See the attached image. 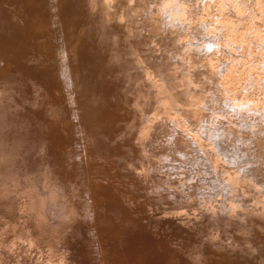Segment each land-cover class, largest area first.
Returning a JSON list of instances; mask_svg holds the SVG:
<instances>
[{"label": "rangeland", "instance_id": "obj_1", "mask_svg": "<svg viewBox=\"0 0 264 264\" xmlns=\"http://www.w3.org/2000/svg\"><path fill=\"white\" fill-rule=\"evenodd\" d=\"M14 1H15V3H14ZM32 1H34V0H25V1L22 0V3L29 5ZM93 1H95V2H93ZM18 2H19L18 0H0V10L2 9V6L7 7V5H9V4L11 5L12 3H14V4H12V6H13ZM42 2H44V0H42ZM83 2L87 3V4L95 3L96 5L98 3L100 7L98 6L97 8H95L96 7L95 4H92V6L94 5L93 8L96 9V10H93V14H96V15L100 11V9L106 8L105 1L103 2V0H101L99 2H98V0L97 1L96 0H86V1L82 0V3ZM135 2H137V0H135V1L132 0L131 5H130L133 13H136L135 11L138 10L137 6L135 9L133 8V5ZM162 2L165 4L163 5V3H161L162 4L161 7L164 6L163 9L165 8L164 11L166 14L170 13L172 10H176V11H173V12H171V14H168L169 16H171V18L167 17L166 14L164 17V12L160 11V9H162V8H159L158 12L159 11L163 12L162 15L164 17V20H166L167 22H170L172 18H174V19H172L173 24H174V22L176 24V21H177V23L179 22L178 24H176V27H177V25L179 26V25H182L183 23H188V24H186V26H189L191 24V22H189V21H195L198 23L200 22L201 24H203L205 22V18H207V21H208V19H210L209 16H211V15H213L214 17L217 18L216 20H214L210 24V26L213 27L214 24L217 23L218 19L222 20V19L226 18V15L224 14L225 12L234 11L235 15H239L238 19H235L233 16L234 21L229 22V24L231 22L234 24H233L232 32L229 33L228 35L230 37L236 39L237 41H239V43L242 42L243 46L241 45L242 47L237 48V49H235L236 47H234V49L236 51L234 53H232L230 56H228V57H230V59H228L227 62L225 60V62L222 63L220 58L222 57L223 52H224V54L225 53L228 54V51L224 48V46H221V44L217 43L218 41H216V39L214 37H212V36L210 37V36L206 35L207 38L205 37V39H203L204 40L203 42H202V39L197 38L198 44H194V45H202L203 44V48L200 51L201 53H199L198 55L196 54L195 57H200V54L202 56V53H203V56L200 57L203 59L204 54L207 55V59L209 62H208V64L207 63H204V64L211 66V68H213V69L210 68L211 70L216 71V69L221 64H223V68L225 66H227L224 69H227L230 66H233L234 64H236V66L234 65V67L235 68L237 67L236 69L237 70L239 69L238 71L242 72V73H240V75L243 76L244 80H242V79H240L234 75L235 72L237 71L236 69H233V70L231 69V70L226 71V72H224L225 71L224 70L223 71L224 73L219 75L220 78L224 75L226 78V83L225 82L224 83L225 84L228 83L232 86L231 88L227 87V89H225V84L220 83V87H222V91L220 92V95H222L221 97L223 98V100H228V98L229 99L232 98V96H233L232 94H234L233 92H235V90L236 91H238V90L244 91L243 87H244V85L249 84L251 82V80H252L251 76L252 75H253V78H255L256 76H254V75L258 74L257 77L259 79H261L259 77V75L263 74V72L261 70H263L262 67L264 66L263 65L264 63L262 64V60H261V62H259V61H260V58L261 59L264 58V54L261 53V56L258 55V53L260 54L259 48H261V46L254 47L252 44L248 43L249 42L248 37H250V35H253L252 30L256 29V27L251 25L250 22H248L249 30H250V28H252V29L250 30V32H251L250 35H247V39H246L245 36H243L241 33H240L241 35L239 34V32H240L239 30L240 29L243 30L245 28V26H238L237 22H238V20H241L243 22L242 19L253 20L250 16H251V14L256 13L255 6H256V8L258 7V8L264 9V0H262V1L255 0L254 2L256 3V5L255 6H249V7H248V5L250 4V0H213L212 3H209L207 5L205 4L203 7H201V4H199L200 6L196 7L195 9L189 8L188 12H183V13H182V11L180 12L178 10L179 8H177V7L174 8L175 4L172 3L171 0H166V1H162ZM168 2H169L170 7L168 6ZM35 3H40V1H36ZM200 3H202V2H200ZM34 4H32V5H34ZM66 4H67V2L63 3L64 6ZM100 4H102L103 6ZM115 4H114V6H115ZM107 5L110 7L111 10L108 11V13L102 12V14H100L99 16H101V18H104L105 16L110 18L111 23H110L109 27H111V29L109 30L108 27L106 28L107 24L105 22H104V24L97 23L99 25V28H102V30L100 29L99 34H98V32H95V29H94V25H95L94 21L96 18L90 16L89 12L87 14L85 12L83 13V11H81V13H79V12L77 13V10H76L74 13L73 12L74 7H70L68 9L69 11H67V9L63 10V11H59L58 13L60 15H58L56 12H57V10H59V2L56 0H52V2H50V3L44 2L41 5H39V7H37V8L44 10V18H45V22H44L45 28L44 29L45 30L51 29L52 26L56 27L57 23H54V22H56V20L59 18V16L63 15L64 13H67V15L64 14V15H66L64 17V22H65L66 26H69L68 29L70 28L69 29L70 34L72 31H74V33L77 34L76 35L73 33L75 35V36H73L74 38L73 37L71 38V35H70L69 40L71 38V39H73V41L71 40V42H74V39L77 38L76 39L77 42L75 43L76 46L74 45L75 46L74 49H72L73 52L70 49L72 45H69L70 47L68 46L66 48L67 49L66 52L70 53L69 54L70 56H72V55L75 56V53H76L75 57L76 58L79 57L77 59H79V61H80V59H82L81 56L83 55V53H88L90 50V49H86L87 46H94L97 49L102 50V49H106V47H108V46H106L107 43H109V42L112 43L111 40H113V39L110 40L111 36L106 35V33H104L103 31H106V32L111 31L112 33L111 32L110 33L112 35V38L114 36L119 35V39H123L124 36L127 37L126 35L123 34V32H128V34L130 35L132 31L139 29V26H137V24L135 23L134 18H130V21H129L130 23L132 22L133 24L130 25V23L128 22L130 27L128 25H126V23L123 24V21L119 20L120 18L117 20V17L112 16L114 13H115V15L117 13L116 10L113 8L114 6L112 7L113 4H110L107 1ZM166 5H167V7H166ZM172 6H173V9H172ZM18 7L19 6H17V8ZM142 7L140 6L139 8L142 9ZM169 8H171L172 10ZM11 9H13L15 12V15H11V22L8 23L6 18H5V20H0L1 21L0 28H3V30H4V32H3L4 36H2L0 38V42H1L0 45H2V46L4 45L3 47H6V49H7V46H5V42H7L6 38L7 39H10V37L16 38V37H18V32L24 31L25 29H26L25 31H28V33L25 31L24 32L26 34H29V32H31V30L27 29V27L28 28L32 27L31 24H28L27 18H26V16L29 17V15H30V13L28 12V9H27L28 13L26 12V10L24 11V14H28V15H26V16L24 15L23 18H22V12L21 11H17L14 8H11ZM22 9L24 10V8H22ZM109 12H111L110 14H112V13L113 14L110 15ZM175 12H177L176 15H175ZM152 13L157 14V10H153ZM178 13H181L180 16L178 15ZM0 14H1V12H0ZM82 14L86 15V17L83 18ZM120 14H122V13H120ZM259 15H260L259 18H256V19H258V20L264 19V12H262V13L260 12ZM183 16H184V18H183L184 20L182 19V21H181L180 19ZM229 16H231V15H229ZM2 17L1 18L4 19L5 16H2ZM77 17H79L78 20H77ZM23 20H26L27 24L26 23L24 24ZM115 22L117 23V25L119 27H121L122 25H126V27L124 29L116 28L117 25ZM263 22L264 21H262V23L260 22L262 26L264 25ZM51 23L54 25H52ZM84 23L86 24V27H85L86 30H83ZM208 25L209 24L207 23V26ZM113 26H115V27L113 28ZM182 26H184V25H182ZM169 28H171V27H167L166 30H164V35H163V31H161V33H159V31L161 29V28H159V31H158L159 35H157V37L155 36L156 40L159 42V47L152 44V41L155 40V38L153 37V40L149 38V40L148 39L146 40L147 42L144 41L141 44L129 47L128 48L129 51L132 52L133 55H135L136 53L137 54L138 53L145 54V49H148L150 51L153 50L156 53L159 52L158 51L159 49L161 51L163 50V52H166L164 54H167L168 56L173 55L172 60L169 61L168 64L163 65L164 66L163 68L165 69V72L163 71V73L167 74L168 77L171 78V82L174 83L176 81L175 83H177L179 81V83H180L184 80L187 83L191 82L193 84V82H194L196 85H199L198 77H195L198 80L195 79V81H193L191 78H189V76L186 75V73L188 71H190V67L191 68L193 67L195 69L201 68L203 66L202 63L200 64L201 59L197 58V59H199V61L194 59V58L192 60H189L190 57L187 58L186 53L184 54L183 51H185L186 48L189 49L190 47H187V46H190V45L192 46L193 44H189V42H187V39L184 43H181L182 40L187 37V35H185L183 32H178L177 30L175 31V34H172L171 31L172 30L174 31V29L173 28L169 29ZM234 28H236V29H234ZM146 29L140 30V33H141L140 37L141 38L143 37L142 33H144L146 31ZM161 30H163V29H161ZM167 30L168 31L170 30L169 32L172 35H170L169 32L165 33V31H167ZM204 30L207 33L210 32V30L208 28H207L208 31L205 28H204ZM221 30H222V28H221ZM257 30H260V27H258ZM262 30H264V28ZM48 32H49V36H50L49 40H51V41L47 44H44L43 46H41V45L39 46L38 44L34 45L33 40H29L26 42V39H23V40L20 39L18 44H13V42H11V41L9 43H7V45L13 50V53H15V56H16V53L18 52L16 58L18 61L17 64L19 66L11 63V60H8L7 64L9 67L8 68L7 67L1 68L3 66V64H5L4 60L7 59L6 57H11V54L6 53L7 55L5 56L4 50H2L0 52V59L4 58V56H5V59H2V61H4V62H2L0 60V65H1L0 66V71H1L0 72V86L2 88L4 87V88H7V89L13 91L14 92L13 94L15 95L14 96L12 94L13 95L12 97L13 98L15 97L14 98L15 101H14V99L11 96H10V98H8L9 96L4 98L5 96H2L0 93V97L2 96L1 99L3 100L2 101L3 104L0 103V144L2 145V148L0 146V264H90V263L91 264H195V262H197L196 264H210V263L211 264H240V263L246 264L244 259L250 260V257L247 254H246L247 256H245L244 253H249L248 251H256L258 245L261 243V242L259 243V241L258 242L256 241L257 242V243L255 242L256 244L254 243V239L252 240L253 236L251 234V231L249 233L241 232V231L247 230V228L244 227L246 224V221L244 219L247 216H250L253 218L254 215L252 214L251 209H250V211L248 210L247 212H245L244 211L245 209L241 208L243 211L239 212L232 205L226 204L224 201L225 197L227 198V195H225L226 192L231 194L232 198L242 197V196H244V193L237 192V194H235L236 192L235 191H229L226 188L227 186L221 188V184L213 181L214 175L212 174V169L205 167V165H207V166L209 165L208 164L209 161L205 160V158L202 156L203 153L200 152L196 146V142L198 140L200 141V138L203 135L200 132L201 127H199L200 129H198V128H195L193 125H191L190 122L187 120L188 115H186L182 111L184 114V116H182L183 114L181 112V109L176 108V105H174L175 107L172 106L171 101L165 100L163 98L164 97V90H161L152 80L150 83L155 84L156 87L154 89H155V91H157L158 94H157V96H155V94L153 95L152 92L149 93L150 87H148L146 85H148L150 83H149V81H147L148 78H146L145 75L148 74L149 76H151L152 73L150 71V66H148L149 64H147L148 70L145 69L146 64H144V63H147V62L143 61L142 62L143 64H141V62L139 63V61H138L136 63V65L138 63H139V65H137L135 67V65L131 66L132 62L130 61V64H129L130 67L127 65L128 63L126 64V66L124 65L125 67L124 68L122 67L124 69V71L119 70V74H117V76H118L117 77L115 75L116 71L114 69L117 67V65L120 66V61H119L120 58H117L120 53H117L115 55L113 51L116 52V50L111 49V51H110L109 62L111 64L114 63L112 66L113 70L110 68L111 66H109V68L107 69V67H105L106 62L100 61L101 64L104 63V65H102L101 68L103 70L107 69V72L109 73V74L108 73L107 74H108V77L110 80H111L110 71L111 72L114 71L115 76L113 79V83H112V81H110V86H113V88L109 87L108 89L110 91L111 90L113 91V89L114 90L116 89L115 85L118 86V85L122 84L121 86H118V87H120V89H122V88L124 89V90H122L123 93L120 92V94H122L124 96V97H122L124 99V101H123L124 107L122 108V110H119L116 113V109L112 108L111 105H108V104H110V102H111V104H113L112 102H114L117 105V102L119 103V101L121 100L118 96L117 97L114 96V97H112V99H110L108 101V104H106L107 109H106V106L104 107V112H105V110H107L104 114H106L108 111H112V110H113L112 112L114 113V114H112V113L108 112L109 114L108 113H107L108 115L106 114L107 115L106 117L113 118L111 120L112 121L111 123L113 125L112 124L111 125L114 129L113 130L114 133L112 132V134H114V135L111 136L113 139L111 138L112 140L108 141V144H107L110 147L109 148L110 151L106 153V154H108V155H106L108 160H106V158H103L101 156L102 154L95 150L94 145H91L88 143V145H87L88 148L86 147V149H85L87 151L86 162H84L85 159H84L83 153L85 150H83V148L80 147L81 145L79 144L80 143L79 141L83 136V131L79 127L72 126V125L77 124V118H76L75 114H76V111L80 109L77 107L80 104V101L78 98L79 97L78 91H80L79 90L80 88L78 89L76 87L77 81H76L75 74L73 75V77H74V84L72 87L73 90L71 89V87L68 88L67 83H66L67 84L66 88L65 87L62 88L60 86V83L58 84L59 79H58V76L56 74V66H58L60 62L59 61L52 62V61H54L55 58L60 56L59 54L54 52L59 46V41L55 42V40L53 38H51L53 35V31H52V33H51V30H49ZM0 34H2L1 31H0ZM21 34H22V32H21ZM120 34L123 36H121ZM210 34H213V33L210 32ZM166 35L170 36V37L173 36V38L168 37V39H167ZM179 35H181L183 38L179 37ZM106 36L108 37L109 41L106 40ZM4 37H6V38L3 39ZM150 37L152 38V35ZM164 37L166 40L164 39ZM208 37H210V38H208ZM117 39H118V37H117ZM131 39H132V37L129 38V40H131ZM159 39H161V40H159ZM163 39H164V41H163ZM106 41H107V43H105ZM149 41L151 43H149ZM174 41L176 43H174ZM237 41H235V42H237ZM79 42H81V43H79ZM124 43L125 42H123V44ZM128 43L130 46V43H132V40ZM163 43H165L166 45H164ZM224 43H225V45H229V43H230V46L232 45L231 42H229L228 40L224 41ZM147 44L148 45L152 44V46L148 47ZM2 46H0V47H2ZM172 46L174 47V49H172ZM219 46H221V47L217 48ZM245 46H247L248 48ZM165 49H166V51H165ZM203 49H204V51H203ZM215 49L217 52L215 51ZM14 50L15 51L18 50V51L15 52ZM19 50H21L23 52H27V54H23L21 56L20 55L21 52H19ZM93 50H94V52H93L94 55H98V56H100V58L102 57V59L104 58L103 57L104 56L103 50L102 51L96 50V49H93ZM170 50H172V52ZM181 50H182V53H181ZM49 51H50V53H49ZM261 51L264 52V47L261 49ZM39 52L43 55L42 59L44 58V60H42L38 64H40V63H43V64H40L41 65L40 70H39V67H40L39 66L36 69V71L34 72L35 74L33 73V75H32L33 79L28 80L27 78H25L23 73L18 71V69L20 70L21 67H22V69H24L25 67L29 66V65H27V63L30 61V59L28 56H25V55H28L29 53H31V54H29V56L33 57L34 55L39 54ZM97 52H99V53L102 52V53L98 54ZM185 52H187V51H185ZM2 53L4 55H2ZM174 54L175 55L177 54V55L175 56ZM178 54L180 55V57ZM242 54L246 55V56H252V57H249L250 61H245L247 59H245L246 57L242 56ZM49 55H51V58L49 57ZM161 55L158 56L160 58L157 57L159 62H160L161 58L162 59L165 58V60H166V57H162ZM121 56H122V54H121ZM224 56H225V58H228L226 54ZM231 56H233V58ZM110 57L112 58V60L110 59ZM239 58L241 60L242 59H245V60L239 62L238 61V60H240ZM252 59H253V61H252ZM38 60L39 59H34V61H38ZM165 60H161V61L164 62ZM179 61H180V63H179ZM248 62H250V63H248ZM210 63H211V65H210ZM101 64H98V65H101ZM183 64H186V65L187 64H190V65L193 64V65L189 66L188 67L189 69H187V66L183 65ZM44 65H45V68H43ZM140 65H143V66H141L142 68L140 67ZM175 65H177V66L175 67ZM181 65L183 67H181ZM248 65H249V67H248ZM65 66H67V65H65ZM138 66H139V69L141 70L140 72H138L139 71ZM33 67H34V65L30 66V68H33ZM57 68H59V66ZM128 68H130V72L132 70H134V71H132L133 73L131 72V74H130V72L126 70ZM256 68H258L259 70L257 69V71H256ZM49 69L52 70L51 71L52 75H53V73H55L53 75L52 81L50 79L46 80V78H49V76L51 75L47 71ZM38 70H39V72H38ZM125 70L127 71L126 73H124ZM73 71H74V69H73ZM168 71H170L172 73H170ZM177 71L179 73H177ZM117 72H118V70H117ZM134 72H136V73L138 72V74H140V75L137 76ZM143 72H144V75H143ZM121 73H122V75H121ZM127 73H129L130 76L126 75ZM252 73H254V74H252ZM123 74H125L126 76ZM132 74H134V75H132ZM184 74H185V76H184ZM190 74H191L190 76H193V77L195 76L194 72L190 71ZM241 76H239V77H241ZM129 77H131V79L133 81ZM135 77H137V78L139 77L138 80ZM80 78H81V76H80ZM129 79H130L131 83H133L135 81L144 82L146 80L147 81L145 83L146 87H144V86L143 87H140V86L137 87L138 86V84L136 85L137 82H135V83H133V85H131V84H129L130 83ZM181 79H183V80L181 81ZM33 80H35L37 82H45V83L47 81H49V82H51V85H53V88H55L57 92H50V94L47 92L48 94L46 95V91H45V93H44L45 95H43V96H46V97H42L44 99L41 100L38 97L42 96V94L40 95V93H42V90L38 89L37 93H39V94L37 96V99L33 96H31L30 98H27L28 100L25 99L27 104L29 101L31 104L33 102V100H37L38 102L37 101H34V102H37V104H39L37 106L41 107V105H42V107L39 109V107L36 106L35 110H34V108L33 109L30 108L29 111H27V110L22 111L21 117H23V121L27 120V117H29L26 127L23 128V127L19 126L20 124L13 123L14 125H18V127L15 126V128L12 127V129L8 130L7 128L10 124L11 119L13 118V111H14V113H17L18 109L20 111V109L22 107L21 104H19L20 102L18 100H20V99L22 100V98L25 97V95H23L24 93L22 92L23 87H18V85H20V83L24 85L25 82H31ZM42 80H46V81H42ZM139 80H141V81H139ZM234 80L237 81L238 83L234 82ZM81 81H83V78H81L78 81V84ZM255 81L258 84L257 87L261 88V86H263V83H264L263 80H262L263 82L261 80H255ZM258 81H261V82H258ZM81 83H80V85H81L82 94H83L84 93L83 91H85V89ZM111 83H112V85H111ZM234 83H236V84H234ZM164 84H162V81H161V85L164 86ZM182 85H184V84H182ZM182 85H181V87H182ZM187 85L186 86L184 85L186 91L187 90H190L191 92L193 91L192 92L193 94L190 93L191 94L190 98H185V97L181 96V97H183L181 99V101H185V102L192 103V104L193 103L199 104V102H200V104H201V102L204 99V94H202L203 92L195 90L194 88H191L192 86H189V85L187 86ZM69 86H71V82L69 83ZM75 87L77 88V90L75 89ZM136 87L139 89L141 88L143 90V91L141 90V92H142L141 94H140V92H138V89ZM147 87H148V89H147ZM234 87H235V89H234ZM228 88H229V90H228ZM164 89L166 90L168 88H164ZM263 89H264V86H263L262 90ZM258 90H256L254 92L255 94L254 93L252 94V97L258 96V98H259V95H261L259 99H262L264 97V95L262 94V93H264V91L262 93H260L262 90L261 89H258ZM68 92H69V94H68ZM133 92H134V94H133ZM136 92L138 94H136ZM174 92L175 91H173V93ZM195 92L197 94H199V92H200V98L197 99L195 97L197 95ZM194 93L196 95H194ZM20 94H22V96H23L22 98L20 97ZM176 94H177V92L174 94L170 93L169 96L171 98H174V96ZM239 94H241V93H239ZM239 94H238L237 98H234L235 101H238V98H240ZM217 95H218V93H217ZM144 96H147L150 100L147 97H146L147 100L146 99L142 100ZM192 96L194 98H192ZM156 97L159 99H157ZM32 98H34V99L32 100ZM135 98L136 99L138 98L139 100L137 99L138 100L137 101ZM241 98L243 99L242 96H241ZM7 99H9V101ZM117 99L119 101H117ZM11 102L14 104H12ZM49 102H51V103H49ZM128 102L130 105L133 104V106H130L129 104H127ZM144 102H146V103H144ZM148 102H149V104H148ZM165 102H166V104H165ZM15 103H18V104L16 105ZM45 103H46V105H45ZM64 103H66V104H64ZM30 104H28V105H30ZM32 105H34V104L32 103ZM32 105H30V107ZM58 105H61L59 107H61L62 111L60 110L59 107H58L59 108L58 110L61 111V113L63 114L62 116H64V118L66 120L65 124H67L66 126L70 129H67V127L66 128L63 127L62 124H63L64 120H61L62 117L60 118L59 121H57V118H56L57 116H55V118H53L55 114H53L51 112V109L53 107H57ZM178 105L182 106L180 103H178ZM14 106L15 107L17 106L15 108L17 110L14 109ZM73 106H74V109L72 111H70V112L66 111L69 108H73ZM118 106H119V104H118ZM154 106H155V108H154ZM194 106L195 105L193 104V106L189 105L190 108L185 107V106L184 107H185V109L186 108L187 109H194ZM220 106L221 105H219V107ZM46 107H48L47 108L48 110H46ZM225 107L228 108V112H230L229 115H226V113H227L226 112V113H224L225 115L223 114L222 116H219V115L215 116V119H217V118H218L217 120L220 119V124H222V126H220V128H222V129L225 127V124H227L226 121H224L223 117H228V116H230V114H232L231 116L233 118H235L236 116L234 114L237 113V110L235 111L234 107H232V106L228 107L227 105ZM127 108L129 110H127ZM123 109L125 111H123ZM195 109H196V111L202 110V109H200V107H197V106L195 107ZM24 112L25 113L28 112V113L23 114ZM129 112H130V114H129ZM178 112H179V114H178ZM32 113L34 116L32 115ZM140 113H143V114H140ZM48 114H50V115L48 116ZM25 115H28V116H26V119L24 118ZM30 115L32 116V118ZM261 116L264 117V115H261ZM176 117L180 118V120H178L179 118L177 119L178 124H175L177 121ZM182 117H183L184 122H186L188 125L183 122V120L181 119ZM203 117H204V115H202V118ZM219 117H221V118H219ZM208 118H209V116L207 115L205 118L201 119V123H202L201 126L206 125ZM37 121H39V124H36ZM152 122H155L156 124L151 125L150 123H152ZM24 123H26V121H24L23 124H21V126H23ZM58 123H60V124L58 125ZM181 123H183V124H181ZM142 124L144 125V128H143ZM179 124H180L181 128L178 127ZM184 124H186V128H185ZM237 124L240 128L241 125L239 124V121ZM34 125H37V126L35 128H33ZM211 125L214 128H216L218 126L217 124L213 123V121L211 122ZM1 126H3V127H1ZM116 126H118V127H116ZM148 126L151 128H149ZM163 126H164V128H163ZM1 128H3V129L1 130ZM19 128L22 130H20ZM156 128H157V132H156ZM36 129H38V130H36ZM149 129H151V130H149ZM185 129H187V130H185ZM68 130H70V131H68ZM6 131H8V133L9 132L10 133L6 134L5 133ZM20 131H21V133H20ZM192 131H193V133H192ZM194 132H195V134H194ZM60 133H62L63 138H61V137L59 138ZM189 134H191V135H189ZM10 135H11V137H10ZM140 135H141V137H140ZM56 137L59 139H55ZM3 138H4V140H2ZM157 139H159V140H157ZM210 139L212 140V138H210ZM6 140H8L7 141L8 145H12V146L6 147L7 146V143L5 142ZM87 140H89V136L87 137ZM194 140H196V142ZM202 140H204V138ZM244 141L247 142L246 139H244ZM174 142L176 144H174ZM222 142L227 145L224 148V151L228 150L226 152H228V153L230 151L232 152V154L230 152V155L226 156L227 158L226 157L224 158L222 156H219V151L215 150V154L217 155L218 160H220L221 162H224L225 166H223V167H225V168L227 167L226 169H228V170H234V169H236L237 166L239 167L238 163H240V168L242 169L243 168V167H241V166H243L242 163L249 162L250 159L247 157L246 159L242 160L240 153H236V155H235L234 152L232 151V146H229L224 141H221L220 143L222 144ZM5 143H6V145H5ZM54 143H57L60 145L59 147L55 145L56 148H58V149H63L65 144H66V147H68V151H66L67 157L69 158L68 161L66 160V156L64 157L62 154L59 155L58 151H56V155L53 158L54 162L52 161V159L47 157L48 154L53 152L51 150V147L54 146ZM166 143H168V144L171 143V144L168 145ZM217 143H219V142H217ZM221 144H219V145L221 146ZM193 145H195V149L192 147ZM223 145L221 146V148L223 147ZM131 146L134 149H135V147L138 148V151H134V149ZM172 146H173V148H172ZM190 146H191V148H190ZM124 147H125V149H124ZM128 147L129 148L131 147V148L129 149ZM126 148H128V149H126ZM155 148H157V149H155ZM238 148H239V146L237 147V149ZM5 149L6 150L8 149V150L6 151ZM88 149H90L91 152H88ZM131 149L133 150V152L135 154L133 152H131ZM151 149L153 150V154H152V152L149 153V151H152ZM125 150H128L127 152H131V153H128V158L126 156L127 152H124ZM121 151L123 152L122 154H121ZM160 151H161V153H160ZM224 151H221V152H224ZM241 151H242V149H240V152ZM66 152L64 154H66ZM5 153H7L6 156H5ZM39 153H42L41 155H43V157L45 155L46 161H49L51 165L49 163H47V165H49V170L48 169H43L41 171L37 170L38 172L36 171V168H33L36 171L34 173V172H31L32 169L30 167H28L27 164H32V166L35 167L34 162L38 160L37 156H40V158H41V155ZM112 154H114V155H112ZM130 154L132 155V157ZM118 156H120V157H118ZM235 156H236V160H237L236 164L234 162ZM17 158L20 159V163L22 164L21 168L25 167L22 174L20 172L16 171V169H14L15 168V160H17ZM91 158H93V159L91 160ZM174 158L177 162L174 161ZM81 159H82V161H81ZM207 159H209V158H207ZM211 159L214 162L217 160V158L214 156H211ZM171 160L174 161L173 162L174 164L171 162ZM182 160H183V162H182ZM204 160H205V162H204ZM229 160L231 162H227ZM253 160H255V159H253ZM55 161L58 163H56ZM110 161H111V166L114 165V168L110 167V165H109ZM106 163L108 164V166ZM220 164L222 165V163H220ZM227 164L230 165V167ZM104 165H106V166H104ZM128 166H129V168H128ZM175 166L177 169L173 170V168ZM45 167H46L45 164L42 165V168H45ZM9 168L14 173H11L10 170H8ZM83 168H86L85 171L87 173L89 172L88 173L89 176L90 175L95 176V179L92 178V180H91V176L85 177ZM109 168L111 171H109ZM155 168H156V170H154ZM77 169L79 170V175H80L81 179L83 180V181L81 180V183L77 181ZM103 169L104 170L107 169L106 170L107 173ZM61 170H62L61 174L65 173V175H67L68 173H70V174H68L69 176L67 175L68 176L67 180L61 179V176L59 175V172ZM102 170L104 171L103 175H102ZM163 170L164 171L166 170V171L163 172ZM208 171H210V172H208ZM128 172H129V174H127ZM104 173H106V175H108V176H106ZM123 174H125V175L123 176ZM135 174L137 176H135ZM207 174H209L210 176H208ZM225 174L226 173L224 172V175ZM26 175H27V177H26ZM101 177H103V178H101ZM156 177H158V178H156ZM210 177H212V178L210 179ZM87 178H88V180H87ZM89 180H91V181H89ZM104 180H106V182H108V184H109V186L106 190L103 189L104 187L99 188V185ZM87 181H89V182L87 183ZM93 181L96 183L95 186L97 187V189H96L97 191L94 190V184L95 183ZM103 183H105V182H103ZM172 183H173V185H172ZM139 184H141V185H139ZM88 185H91L90 188L87 187ZM246 185H247L246 183L243 184L244 188ZM59 188H60V190H58ZM82 188H83V190H82ZM238 190H240V189H238ZM6 193H8V194H6ZM248 193L251 195H254V192H251V189H249ZM94 195H96V197ZM199 195H201V196H199ZM84 196H86V197H84ZM204 196H206V197L204 198ZM1 197L3 200L1 199ZM7 197H9V198L11 197V199H12V197H15V199L14 200L12 199V201H11L9 198L7 199ZM114 198H117V199H114ZM232 200H234V199H231V201ZM14 201H16V202H14ZM104 201L107 203V205L109 204L108 202H110V205H108V206L105 205V206H107L106 207L107 210L104 209L105 208L104 204H106ZM111 201H113V202H111ZM249 201L252 202L251 199L246 200L245 204H248ZM234 202H237V201H234ZM195 204H197V205H195ZM245 204L239 205V206L245 208V206H246ZM249 207H251V205H249ZM247 208H248V206H247ZM102 209H104V210H102ZM138 209H140V210L142 209L141 212ZM259 209L261 210V208H258L257 210L253 209V213L258 211ZM127 211H129L130 213L132 211V214L130 215V213H127ZM235 211H237V212H235ZM4 212H6V213H4ZM249 212H250V214H248ZM116 213H117V215H116ZM125 213H127V216H128V214L130 216L127 217L125 215ZM136 213H138V214H136ZM8 215H12V216H8ZM122 215H124L125 218L124 217L122 218ZM132 215L133 216L135 215V216L131 217ZM257 215H259V213H257ZM130 217L134 220H132ZM126 218H130L131 220L130 219L126 220ZM143 218H145V219L143 220ZM236 220H238V221H236ZM237 222H238V224H237ZM239 222L241 223L240 225H239ZM143 226H144V228H143ZM66 227H67V229H66ZM252 229H254V231H255L254 227ZM258 231H260L261 234L264 233V230H261L259 228H258ZM128 232H129V234H128ZM227 232H229V233H227ZM216 234L218 236H216ZM243 235L246 236V240L247 239L249 240V241L247 240V246L245 245L246 242L244 240ZM49 236H51V237L49 238ZM220 240H221V242H220ZM223 240H225V241L222 242ZM206 241H207V243H206ZM205 244H207V245H205ZM248 244L251 245L252 247H249ZM55 245L57 247H55ZM214 246L217 248H215ZM254 246H256V247H254ZM52 247H53V249H52ZM203 247H204V249H202ZM190 248H192V249H190ZM206 248H208V249H206ZM223 248H225V249H223ZM236 248H239V250ZM56 249H57V251H56ZM221 249H223V250H221ZM234 250H235V253H233ZM77 251H79V252H77ZM240 251H242V252H240ZM263 251H264V249H263ZM199 253H200V255H198ZM204 254H206V255H204ZM198 256H200V257H198ZM255 257L257 259H259L258 254H255ZM192 258L195 260H193ZM262 258L264 259V255L262 256ZM235 259L237 260V262ZM182 261H184V263H182ZM198 261H199V263H198Z\"/></svg>", "mask_w": 264, "mask_h": 264}, {"label": "bare ground", "instance_id": "obj_2", "mask_svg": "<svg viewBox=\"0 0 264 264\" xmlns=\"http://www.w3.org/2000/svg\"><path fill=\"white\" fill-rule=\"evenodd\" d=\"M19 2L18 3H16L15 5H13L12 6V4H14L15 3V1H14V3H12L10 6L9 5H7V7H4V6H2V11L0 10V12H1V14H0V16L2 15V16H5L4 17V19H2L1 17H0V20H5V18L7 19V22L8 23H10L11 22V15H15V12H14V10L13 9H11V8H14L15 10H17V11H21L22 12V18L24 17V15L26 16V15H28V14H24V11L26 10V12H27V9H28V12L30 13V15H29V17L28 16H26V18H27V22H28V24H31V28H28L27 27V29H30L31 30V32H29V34H26L25 32H27L28 33V31H20V32H18V37H10V39H7L6 37H4L3 39H5L6 38V41L7 42H5V46H7V49H6V47H3L2 45H0V46H2V47H0V52L2 51V50H4V53H5V56L7 55L6 53H10L11 54V57H6L7 59H5V56H4V58H2V59H5L4 61H5V64H3V66L1 67V68H3V67H9L8 66V64H7V62H8V60H11V63H13V64H15V65H17V66H19L17 63H18V61H17V58H16V56H17V54H18V50L17 51H15V52H17L16 53V56H15V53H13V50L7 45V43H9L10 41L11 42H13V44H18L19 43V40L20 39H26V42L27 41H29V40H33L34 41V45H41V46H43L44 44H47V43H49L51 40H49V30H51V33H52V31H53V35H52V37L51 38H53L54 40H55V42L56 41H59V46H58V48L54 51L55 53H57V54H59L60 56H58L57 58H55V60L54 61H52V62H57V61H59L60 63H59V68H57L58 66H56V74H57V76H58V79H59V82H58V84L60 83V86L62 87V88H66V86H67V84H68V88L69 87H71V89L73 90V84H74V77H73V75L75 74V77H76V81H77V83H76V87L80 90V91H78V93H79V101H80V104L77 106L78 108H80L79 110H77L76 111V114H75V116H76V118H77V124L76 125H72V126H76V127H79L82 131H83V136H82V138L80 139V147H82L83 148V150H85L86 149V147H87V145H88V143L89 144H91V145H94V148H95V150L97 151V152H100L102 155V157L103 158H106V160H108L107 159V156L106 155H108V154H106L107 152H109L110 151V147H109V145H107L108 144V141H110V140H112L113 138L111 137L112 135H114V134H112V132L114 133V129H113V127H112V119L113 118H108V117H106L109 113L108 112H110V113H112V114H114L112 111H108L106 114H104L107 110H105V112H104V107L106 106V104H108V101L110 100V99H112V97H119L121 100L119 101L118 99H117V101H119V103L117 102V105H116V103H114V102H112L113 104H111V102H110V104H108V105H111L112 106V108H114V109H116V113L119 111V110H122V108L124 107L123 106V101H124V99L122 98V97H124L122 94H120V92L121 93H123L122 92V90H124L123 88L122 89H120V87H118V86H121V85H118V86H116L115 85V87H116V89L114 90L113 89V91L111 90H109L108 88L109 87H112L113 88V86H110V81H112V83H113V79H114V76L116 75L117 76V74H119V70H122V71H124V67L126 66V64L129 66V64H130V61L132 62L131 63V66L133 65H135V67L137 66V65H139V63L141 62V64H143L142 62L144 61V62H147V63H144V64H146L145 65V69H147V64H149L148 66H150V71H151V73H152V75L151 76H149L148 74H146L145 75V77L146 78H148V80L147 81H149V83L151 82V80L161 89V90H164V99L165 100H167V101H171V104H172V106H174V105H176V108H179V109H181V112L183 111L186 115H188V117H187V120L190 122V124L191 125H193L195 128H198V129H200L199 127H201V129H200V132L203 134L202 135V137L204 138V140H202L203 138L201 137L200 138V141L198 140L197 142H196V140H194L195 142H196V146H197V148H198V150L200 151V152H202L203 153V157L205 158V160H208L209 161V165L207 166V165H205V167H207V168H211L212 169V174L214 175V178H213V181L214 182H218L219 184H221V188L222 187H226L229 191H235L236 193L235 194H237V192H240V193H244V196H242V197H237V198H232V196H231V194H229L228 192H226L225 193V195H227V198L225 197V203L226 204H230V205H232L237 211H239V212H242L243 210L242 209H245L244 211L245 212H247L248 210L250 211V209L252 210V214L254 215V217L252 218V217H250V216H247L244 220L246 221V224H245V226L244 227H246L247 228V230H244V231H241V232H247V233H249L250 231H251V234H252V236H253V238H252V240L254 239V243L257 241H259V245H258V247H257V249H256V251H248L249 253H244L245 254V256H249L250 257V260H246V259H244V261H245V263L246 264H264V259L262 258V256L264 255V251H263V249H264V233H260V231H258V228L259 229H261V230H264V117H262L261 115H264V97L262 98V99H259L260 98V96L261 95H259L258 93V95H259V98H258V96L257 97H252V94L256 91V90H258V89H261L262 90V88H263V86H264V83H263V86H261V88L260 87H257V83H256V81L255 80H263L264 81V66L262 67L263 68V70H261L262 72H263V74L262 75H259V77L261 78V79H259L257 76H258V74L256 75H254V76H256L255 78H253V75L251 76L252 77V80H251V82L249 83V84H246V85H244V87H243V89H244V91H240V90H238V91H236L235 90V92H233L234 94H232L233 96H232V98H228V100H223V98L221 97L222 95H220V92L222 91V87H220V83H226V78H225V76L223 75L221 78L219 77V75L220 74H223L224 72H226V71H229V70H233V69H236L235 67H234V65L236 66V64H234L233 66H230L229 68H227V69H224L225 67H227V66H225L224 68H223V64H221L217 69H216V71H213V70H211V69H213V68H211V66H208V65H205L204 63H207L208 64V59H207V55H205L204 54V57H203V59L202 58H200V57H202L203 56V53H202V56H201V54H200V57H195L196 56V54L198 55L199 53H201L200 51H201V49L203 48V44L202 45H194V44H198V40H197V38H200V39H202V42L204 41L203 39H205V37H206V35H208V36H212V37H214L215 39H216V41H218L217 43H219V44H221V46H224V48L228 51V54L227 53H225L226 55H227V57L228 56H230L232 53H234L236 50L235 49H237V48H240V47H242L243 45H242V42L241 43H239V41H237L236 39H234V38H232V37H230L228 34L229 33H231L232 32V30H233V24L234 23H230L229 24V22L230 21H234V18L235 19H238V16L239 15H235V12L234 11H230V12H225L224 14L226 15V18L225 19H222V20H220V19H218V21H217V23H215L214 24V26L213 27H211L210 26V24L214 21V20H216L217 18L216 17H214L213 15H211V16H209V18L210 19H208V21H207V18H205V22L203 23V24H201L200 22L198 23V22H195V21H189V22H191V24L189 25V26H186V24H188V23H183L182 25H184V26H182V25H177V27H176V24H178L177 23V21H176V24H175V22H174V24H173V21H172V19H174V18H172L171 19V21L170 22H167L166 20H164V17H165V11H164V9H163V7H161L162 6V4L161 3H163L162 1H166V0H137V2H135L134 3V5H133V8L135 9L136 8V6H137V8H138V10H136L135 12L136 13H133V11H132V8H131V1L132 0H103V2L105 1V4H106V8H102V9H100V11L97 13V15L96 14H93V10H96V9H94L93 8V6H92V4H95V3H92V4H87V3H82V0H56V1H58L59 2V10H57V14L58 15H60L58 12L59 11H63V10H66L67 9V11H69L68 9L70 8V7H74V10H73V12L75 13V11L77 10V13L79 12V13H81V11H83V13L85 12L86 14L89 12L90 13V16H92V17H95L96 19H95V25H94V29H95V32H98V34L100 33V29L102 30V28H99V25L97 24V23H100V24H104V22L107 24H105L106 25V28L108 27V29L110 30L111 29V27H109V25H110V18L109 17H104V18H101V16H99L100 14H102V12H107L108 13V11H110L111 9H110V7L107 5V1L110 3V4H113L112 5V7L114 6V4H115V6L113 7L115 10H116V15H115V13L112 15V14H110L111 12H109V14L110 15H112V16H115V17H117V20L119 19V20H121V21H123V24L124 23H126V25H128L129 27H130V25L131 24H133L132 22L130 23L129 21H130V18H134V20H135V23L137 24V26H139V29H137V30H135V31H132L131 32V34L129 35L128 34V32H123V34L124 35H126L127 37H123V39H119V35L118 36H114L113 38H112V35H111V33L109 32V31H103L104 33H106V35H109V36H111L110 37V40L111 39H113V40H111L112 41V43L111 42H109V43H107V41L105 42V43H107V45L106 46H108V47H106V49H102L103 50V54H104V58L102 59V57L100 58V56H98V55H94L93 54V52H94V50L93 49H96V50H101V49H97L96 47H94V46H87V48L86 49H90L89 50V52L88 53H83V55L81 56V58L82 59H80V61H79V59H77V58H79V57H75L76 56V53H75V56H70L69 54L70 53H67L66 52V48L69 46V45H72L71 46V50L72 49H74V47L76 46L75 45V43L77 42V38L76 39H74V42H71V40L73 41V39H71L73 36H75L74 34H76V33H74V31H72L71 32V34H70V32H69V29H68V27L69 26H66V24H65V22H64V17L67 15V13H64V14H66V15H61V16H59V18L56 20V22H54V23H57V26L55 27V26H52V28L51 29H49V30H45L44 28H45V18H44V10H42V9H38L37 7H39V5H41L42 3H44V2H46V3H50V2H52V0H44V2H42V0H34V1H32L29 5H26V4H23L22 3V0H18ZM25 1V0H24ZM36 1H40V3H35ZM84 1H86V0H84ZM97 1V0H96ZM99 1H101V0H98V2ZM135 1V0H134ZM172 1V3H174L175 5V7L174 8H179L178 10L181 12L182 11V13L183 12H188L189 11V8H193V9H195L196 7H198V6H200L199 4H201V7H203L205 4L207 5V4H209V3H212V1L213 0H171ZM255 0H250V4L248 5V7L249 6H255L256 5V3L254 2ZM258 1H262V0H258ZM64 2H67V4L64 6L63 5V3ZM93 2H95V1H93ZM200 2H202V3H200ZM29 3V2H28ZM35 3V4H34ZM171 3V2H170ZM32 4H34V5H32ZM165 3H163V5H164ZM96 5V4H95ZM100 5H102V4H100ZM17 6H19L18 8H17ZM47 6V5H46ZM99 6V4L97 3V5H96V7L95 8H97ZM103 6V5H102ZM142 7V9L141 8H139V7ZM168 6L170 7V5H169V2H168ZM210 6V5H209ZM4 7V8H3ZM51 7V6H50ZM100 7V6H99ZM166 7H167V5H166ZM22 8H24V10L22 9ZM159 8H162V9H160V11H163L164 12V17H163V12H158V10H159ZM23 11H22V10ZM44 9V8H43ZM168 9V8H167ZM169 9H171V8H169ZM172 9H173V6H172ZM171 9V10H172ZM250 9V8H249ZM153 10H157V14H154V13H152L153 12ZM170 10V11H171ZM173 11H176V10H172L171 12H173ZM255 11H256V13L255 14H251V18L253 19V20H248V19H242L243 20V22L241 21V20H238V22H237V24H238V26H245V28L243 29V30H239L240 32H239V34L241 33L243 36H245V38L247 39V35H250V30L252 29V28H250V30H249V24H248V22H250V24L251 25H253V26H255L256 27V29H254V30H252V32H253V35H250V37H248V40H249V42L248 43H250V44H252L254 47H259V46H261V48H259V51H260V54L258 53V55H260L261 56V53H263L264 54V52L263 51H261V49L264 47V30H262L263 28H264V25L262 26L261 25V23H262V21H264V19H261V20H258V19H256V18H259V13L261 12H264V9H261V8H256V6H255ZM27 12V13H28ZM171 12L170 13H168V14H171ZM54 13V12H53ZM120 13H122V14H120ZM49 14V13H48ZM168 14H166V16L167 17H170L171 18V16H169ZM177 14V12H175V15ZM180 14L181 13H178V15L180 16ZM76 15V14H75ZM229 15H231V16H229ZM233 16H234V18H233ZM82 17L84 18V17H86V15H83L82 14ZM173 17V16H172ZM178 17V16H177ZM187 17V16H186ZM185 17V18H186ZM21 18V19H22ZM78 18L79 17H77V20H78ZM114 18V17H113ZM176 18V17H175ZM181 18V17H180ZM184 18V16L180 19L181 21H182V19ZM51 19V18H50ZM115 19V18H114ZM178 19V18H177ZM187 19V18H186ZM35 20V21H34ZM54 20V19H53ZM170 20V19H169ZM184 20V19H183ZM32 21V22H31ZM47 21V20H46ZM23 22H24V24L26 23L27 24V22H26V20H23ZM48 22V21H47ZM128 22L130 23V25L128 24ZM134 22V21H133ZM261 22V23H260ZM0 23H1V21H0ZM116 23V22H115ZM181 23V22H180ZM207 23L209 24L208 26H207ZM264 23V22H263ZM52 24V23H51ZM50 24V25H51ZM114 24V23H113ZM236 24V25H237ZM52 25H54V24H52ZM115 25V24H114ZM116 25H117V23H116ZM120 25V24H119ZM126 25H122L121 27H119L118 25L116 26V28H122V29H124L125 27H126ZM48 26V25H47ZM83 27V26H82ZM85 27H86V24L84 23V28H83V30H86L85 29ZM115 26H113V28H114ZM167 27H171V28H173L174 29V31L172 30L171 32H172V34H175V31L177 30L178 32H183L185 35H187V37L185 38V39H183L182 40V42L181 43H184L185 41H186V39H187V42H189V44H193L192 46L190 45V46H187V47H190L189 49L188 48H186V50L185 51H187V52H185V51H183V53L185 54L186 53V55H187V58H189V60H192L193 58L194 59H196V60H198L199 61V59H201V61H200V64L202 63V67L201 68H199V69H195V68H191L190 67V71L191 72H194L195 73V76L193 77V76H190L191 74H190V71H188L187 73H186V75L187 76H189V78H191L193 81H195V77H198V79H199V85H196L194 82H193V84L190 82V83H187V82H185L183 79H181V81L182 82H180L179 83V81L177 82V83H173V82H171V78H169L168 77V75L167 74H165V73H163V71L165 72V69L163 68L164 66L163 65H166V64H168V62L169 61H171L172 60V56H168L167 54H164V53H166V52H163V50L161 51L160 49L158 50L159 52H155V51H153V50H148V49H145V54H142V53H136L135 55H133V53L132 52H130L129 51V47H132V46H136V45H138V44H141V43H143L144 41H146L147 39L149 40V38L150 39H152L153 40V37L155 38V36L157 37V35H159V33H161V31H163V35H164V30H166V28ZM231 27V28H230ZM258 27H260V30H257V28ZM43 28V29H42ZM105 28V29H106ZM147 28V29H146ZM159 28H161V29H163V30H161L160 29V31H159ZM165 28V29H164ZM171 28H169V29H171ZM204 28L207 30V28L210 30V32L211 33H213V34H210V32L209 33H207L205 30H204ZM220 28V29H219ZM221 28H222V30H221ZM1 30V32H2V34H3V32H4V30H3V28H0ZM143 29H146V31L144 32V33H142V38L140 37L141 36V33H140V30H143ZM234 29H236V28H234ZM104 30V29H103ZM113 30V29H112ZM117 31V30H116ZM158 31H159V33H158ZM170 31V30H169ZM168 30L167 31H165V33L166 32H169ZM208 31V30H207ZM249 31V32H248ZM21 32H22V34H21ZM79 32V31H78ZM77 32V33H78ZM118 32V31H117ZM238 32V31H237ZM74 33V34H73ZM103 33V34H104ZM115 33V32H114ZM2 34H0L1 36H0V38L2 37V36H4V34L2 35ZM169 34H170V32H169ZM172 34H170V35H172ZM183 34V35H184ZM238 34V35H239ZM240 34V35H241ZM70 35H71V38H70V40H69V37H70ZM77 35V34H76ZM121 35V34H120ZM147 35V36H146ZM152 35V38L150 37ZM190 35V36H189ZM233 35V34H232ZM121 36H123V35H121ZM167 36V35H166ZM237 36V35H236ZM30 37V38H29ZM117 37H118V39H117ZM132 37V43H130V46H129V43L128 42H130L131 40H129V38H131ZM161 37V36H160ZM159 37V38H160ZM168 37H170V36H167V39H168ZM179 37H181V38H183L181 35H179ZM210 37H208V38H210ZM74 38V37H73ZM121 38V37H120ZM163 38V37H162ZM170 38H173V36L172 37H170ZM169 38V39H170ZM207 38V37H206ZM82 39V38H81ZM80 39V40H81ZM164 39H165V37H164ZM164 39H163V41H164ZM105 40V39H104ZM106 40H108V37L106 36ZM159 40H161V39H159ZM166 40V39H165ZM226 40H228L229 42H231V46H230V43H229V45H225V43H224V41H226ZM240 40V39H239ZM109 41V40H108ZM201 41V40H200ZM235 41H237V42H235ZM245 41V40H244ZM243 41V42H244ZM252 41V42H251ZM123 42H125L124 44H123ZM147 42V41H146ZM145 42V43H146ZM162 42V41H161ZM171 42V41H170ZM201 42V43H202ZM1 43V42H0ZM79 43H81V42H79ZM149 43H151L150 41H149ZM174 43H176L175 41H174ZM246 43V42H245ZM244 43V44H245ZM102 44V43H101ZM120 44V45H119ZM152 44H154V45H156V46H158L159 47V42L156 40V38H155V40H153L152 41ZM152 44H147L148 45V47H151L152 46ZM164 45H166L165 43H163ZM178 44V43H177ZM176 44V45H177ZM200 44V43H199ZM208 44V43H207ZM75 45V46H74ZM205 45V44H204ZM242 45V46H241ZM83 46V45H82ZM221 46H219V47H217V48H220ZM70 47V46H69ZM84 47V46H83ZM163 47V46H162ZM209 47V46H208ZM211 47V46H210ZM234 47H236L235 49H234ZM245 47H247V46H245ZM161 48V47H160ZM164 48V47H163ZM169 48V47H168ZM178 48V47H177ZM248 48V47H247ZM69 49V48H68ZM82 49V48H81ZM111 49H113V50H116V52L115 51H113L114 52V54L116 55L117 53H120L119 54V56L117 57V58H120V66L119 65H117V67L114 69L115 71H116V74L114 75V71L113 72H111L110 71V78H111V80L109 79V77H108V72H107V69L109 68V66H111L110 68L112 69L113 67V64H111L110 62H109V56H110V51H111ZM171 49V48H170ZM172 49H174V47L172 46ZM176 49V48H175ZM246 49V48H245ZM93 50V51H92ZM101 50V51H102ZM178 50V49H177ZM176 50V51H177ZM220 50V49H219ZM6 51V52H5ZM85 51V50H84ZM165 51H166V49H165ZM171 52H172V50H170ZM203 51H204V49H203ZM215 51H216V49H215ZM19 52H21V56L23 55V54H27V52H23V51H21V50H19ZM72 52H73V50H72ZM168 52V51H167ZM217 52V51H216ZM49 53H50V51H49ZM98 54H100V53H102V52H97ZM163 53V54H162ZM174 53V52H173ZM177 53V52H176ZM181 53H182V50H181ZM212 53V52H211ZM29 54H31V53H29ZM29 54L28 55H25V56H28L29 57V59H30V61L27 63V65H29L28 67H25L24 69H22V67L20 68V70L18 69V71H20L21 73H23V75L25 76V78H27L28 80L29 79H33V77H32V75H33V73L36 71V69L39 67V70H40V68H41V65L40 64H43V63H40V64H38L39 62H41L42 60H44V58L42 59V57H43V55L39 52V54H37V55H34L33 57L32 56H29ZM73 54V53H72ZM121 54H122V56H121ZM162 54V55H161ZM224 54V52L222 53V57L220 58L221 59V62L223 63V62H225V60H226V62L228 61V59H230V57H228V58H225V55ZM249 54V53H248ZM2 55H4L3 53H2ZM79 55V54H78ZM162 56V57H166V60H165V58H161L160 59V62L158 61V58H160V57H158V56ZM175 55V54H174ZM177 55V54H176ZM175 55V56H176ZM179 55V54H178ZM152 56V57H151ZM210 56V55H209ZM216 56V55H215ZM220 56V55H219ZM242 56H244V57H246L245 59H247V60H245V59H240V60H238L239 62L240 61H250V58L249 57H252V56H246V55H243L242 54ZM263 56V55H262ZM49 57L51 58V55H49ZM158 57V58H157ZM179 57H180V55H179ZM178 57V58H179ZM192 57V58H191ZM232 58H233V56H231ZM123 58V59H122ZM177 58V59H178ZM186 58V59H187ZM197 58H199V59H197ZM249 58V59H248ZM2 59H0L1 61H2ZM34 59H39L38 61H34ZM110 59L112 60V58L110 57ZM180 59V58H179ZM61 60V61H60ZM161 60H165L164 62H162ZM188 60V59H187ZM261 60H262V64L264 63V58H260V61L259 62H261ZM4 61H2V62H4ZM106 62V65H105V67H107V69H102L101 68V66L102 65H104V63H102L101 64V62ZM139 61V63L136 65V63ZM182 61V60H181ZM194 61V60H193ZM212 61V60H211ZM252 61H253V59H252ZM251 61V62H252ZM1 62V63H2ZM178 62V61H177ZM196 62V61H195ZM179 63H180V61H179ZM187 63V62H186ZM198 63V62H197ZM236 63V62H235ZM248 63H250V62H248ZM47 64V63H46ZM49 64V63H48ZM98 64H101V65H98ZM123 64V65H122ZM182 64V63H181ZM194 64V63H193ZM192 64V65H193ZM199 64V63H198ZM228 64V63H227ZM242 64V63H241ZM246 64V63H245ZM31 65H34V67L33 68H30V66ZM65 65H67V66H65ZM122 65V66H121ZM125 65V66H124ZM173 65V64H172ZM179 65V64H178ZM183 65H186V64H183ZM192 65H190V64H187L186 66H187V69H189L188 67L189 66H192ZM210 65H211V63H210ZM254 65V64H253ZM260 65V64H259ZM264 65V64H263ZM1 66V65H0ZM119 66V67H118ZM127 66V67H128ZM141 66H143V65H140V67ZM177 65H175V67H176ZM201 66V65H200ZM255 66V65H254ZM258 66V65H257ZM256 66V67H257ZM43 67V66H42ZM48 67V66H47ZM115 67V66H114ZM123 67V68H122ZM130 67V66H129ZM170 67V66H169ZM181 67H183L182 65H181ZM234 67V68H233ZM248 67H249V65H248ZM43 68H45V65H44V67ZM142 68V67H141ZM149 68V67H148ZM180 68V67H179ZM211 68V69H210ZM242 68V67H241ZM73 69H74V71H73ZM129 69V70H128ZM128 69H126L127 71H129L130 72V68H128ZM137 69V68H136ZM144 69V70H145ZM170 69V68H169ZM168 69V70H169ZM223 69V70H222ZM257 69L258 68H256V71H257ZM2 70V69H1ZM39 70H38V72H39ZM43 70V69H42ZM113 70V69H112ZM117 70H118V72H117ZM125 70V72L124 73H126L127 71ZM132 70V69H131ZM138 72H140L141 70L139 69V66H138ZM148 70V69H147ZM225 70V71H224ZM237 70V69H236ZM239 70V69H238ZM236 71L235 72V76H237L238 78H240V79H242V80H244L243 79V76H241L240 75V73H242V72H239V71ZM259 70V69H258ZM45 71V70H44ZM48 71V73H50L51 74V69H49V70H47ZM132 71H134V70H132ZM131 71V72H132ZM224 71V72H223ZM254 71V70H253ZM1 72V71H0ZM74 72V73H73ZM131 72H130V74H131ZM138 72L136 73V72H134L137 76L138 75H140V74H138ZM168 72H170V71H168ZM233 72V71H232ZM108 73V74H107ZM133 73V72H132ZM170 73H172V72H170ZM177 73H179L178 71H177ZM176 73V74H177ZM35 74V73H34ZM55 73H53V75H54ZM130 74L129 73H127L126 75H128V76H130ZM181 74V73H180ZM193 74V73H192ZM252 74H254V73H252ZM261 74V73H260ZM38 75V74H37ZM53 75L51 74L50 76H49V78H46V80H51L52 81V79H53ZM121 75H122V73H121ZM123 75H125V74H123ZM125 75V76H126ZM132 75H134V74H132ZM131 75V76H132ZM135 75V76H136ZM143 75H144V72H143ZM194 75V74H193ZM41 76V75H40ZM80 76H81V78H83V81H81V82H79V84H78V81L81 79L80 78ZM120 76V75H119ZM183 76V75H182ZM184 76H185V74H184ZM183 76V77H184ZM239 76H241V77H239ZM48 77V76H47ZM118 77V76H117ZM116 77V78H117ZM123 77V76H122ZM181 77V76H180ZM80 78V79H79ZM128 78V77H127ZM130 79H131V77H129ZM134 78V77H133ZM135 78H137V77H135ZM139 78V77H138ZM138 78H137V80H138ZM237 78V79H238ZM257 78V79H256ZM44 79V78H43ZM130 79H129V81H130ZM143 79V78H142ZM141 79V80H142ZM161 79V80H160ZM177 79V78H176ZM185 79V78H184ZM198 79H196V80H198ZM225 79V80H224ZM46 80H42V81H46ZM132 80V79H131ZM141 80H139V81H141ZM155 80V81H154ZM160 80V81H159ZM179 80V79H178ZM191 80V81H192ZM27 81V80H26ZM133 81V80H132ZM135 81V80H134ZM146 80L144 81V82H138V81H135V82H137L136 83V85L138 84V86L137 87H146V86H148V87H150V91H149V93L150 92H152V94L154 95L155 94V96H157V91H155V84L154 83H150V84H148V85H146L145 86V83L147 82ZM161 81H162V84H164V86L163 85H161ZM250 81V80H249ZM261 81H258V82H261ZM262 81V82H263ZM17 82V81H16ZM71 82V86H69V83ZM135 82H133V83H135ZM234 82H236V83H238L237 81H235L234 80ZM248 82V81H247ZM67 83V84H66ZM80 83L82 84V86L84 87V89H85V91H83L84 93L82 94V89H81V85H80ZM112 83H111V85H112ZM129 83V82H128ZM133 83H131V81H130V83L129 84H131V85H133ZM158 83V84H157ZM224 83V84H225ZM233 83V82H232ZM236 83H234V84H236ZM17 84V83H16ZM115 84V83H114ZM113 84V85H114ZM182 84H184L185 86L188 84L189 86H192L191 88H194L195 90H198V91H200V92H203L202 94H204V99H203V101L201 102V104H200V102H199V104L198 103H193L195 106H194V109H185V107H189V105H192L193 106V104L192 103H188V102H185V101H181V99L183 98V97H185V98H190L191 97V94L190 93H192L190 90H187L186 91V89H185V87H184V85H182ZM233 84V85H234ZM262 84V83H261ZM260 84V85H261ZM124 85V84H123ZM130 85V86H131ZM181 85H182V87H181ZM187 85V86H188ZM230 84H225V89H227V87H232L231 85L229 86ZM238 85V84H237ZM259 85V86H260ZM125 86V85H124ZM222 86V85H221ZM235 86V85H234ZM18 87H23V90H22V92L24 93L23 95H25V97H23L22 96V94H20V97L22 98V100L20 99V100H18L17 102L19 103V104H21V106L23 107H21V109H20V111H19V109H18V112L17 113H14V111H13V118L11 119V121H10V124H9V126H8V130L9 129H12V127L13 128H15V126H17L18 127V125H14L13 123H15V124H20L19 126L20 127H26V125H27V121H28V118L29 117H27V120H24V121H26V123H24V125L23 126H21V124H23V117H21L22 116V111H29L30 110V108L31 109H33L34 108V110H35V107L37 106V105H39V104H37V100H33L34 98H32V100H33V104L35 105H32V103L30 104V101L28 102V104H30V105H32L31 107H30V105H28L27 104V102H26V100H28L27 98H30L31 96H33V97H35L36 99H37V96H38V94L39 93H37V91H38V89H41L42 90V93H40V95L42 94V96H40V97H38V98H40L41 100L42 99H44V98H42V97H46V96H43V95H45L44 93H45V91H46V95L49 93L50 94V92H57L56 91V89L55 88H53V85H51V82H49V81H47L46 83L45 82H37V81H35V80H33V81H31V82H25L24 83V85L23 84H21L20 83V85H18ZM75 87V89L77 90V88ZM134 87V86H133ZM132 87V88H133ZM136 87V88H137ZM148 87H147V89H148ZM168 88V89H164V88ZM126 88V87H125ZM135 88V87H134ZM59 89V88H58ZM74 89V90H75ZM120 89V90H119ZM138 89V92H140V94L142 93L141 92V88L139 89V88H137ZM145 89V88H144ZM234 89H235V87H234ZM256 89V90H255ZM158 90V89H157ZM170 90V91H169ZM228 90H229V88H228ZM227 90V91H228ZM136 91V90H135ZM143 91V90H142ZM173 91H175L174 93H176L177 92V94L174 96V98H171L170 96H169V94L170 93H172V94H174L173 93ZM197 91V92H198ZM232 91V90H231ZM230 91V92H231ZM246 91V92H245ZM252 91V92H251ZM259 91V90H258ZM257 91V92H258ZM264 91V89L260 92V93H262ZM48 92V93H47ZM200 92H199V94H197L196 92V94L194 93V95H196L195 97L198 99V98H200ZM0 93H1V95L2 96H5L4 98H6L7 96H9L8 98H10V96L12 97L14 94V92L13 91H11V90H9V89H7V88H2L1 86H0ZM77 93V92H76ZM217 93H218V95H217ZM239 93H241V94H239ZM13 94V95H12ZM68 94H69V92H68ZM132 94V93H131ZM133 94H134V92H133ZM136 94H138L137 92H136ZM193 94V93H192ZM230 94V95H231ZM238 94H239V96H240V98H238V101H235V99L234 98H237V96H238ZM255 94V93H254ZM256 94V95H257ZM263 95H264V93H262ZM122 95V96H121ZM255 95V96H256ZM262 95V96H263ZM1 96V97H2ZM15 96V95H14ZM64 96V95H63ZM159 96V95H158ZM162 96V95H161ZM181 96H183V97H181ZM241 96L243 97V99L241 98ZM1 97H0V103L1 104H3V100L1 99ZM126 97V96H125ZM145 97V98H144ZM143 97V99L142 100H144V99H146V97L147 96H144ZM13 98V97H12ZM15 98V97H14ZM13 98V99H14ZM50 98V97H49ZM148 98V97H147ZM155 98V97H154ZM157 98V97H156ZM192 98H194L193 96H192ZM191 98V99H192ZM26 99V100H25ZM108 99V100H107ZM136 99V98H135ZM138 99V98H137ZM136 99V100H137ZM141 99V98H140ZM149 99V98H148ZM157 99H159V98H157ZM223 101H222V100ZM8 101H9V99H7ZM12 100V99H11ZM17 100V99H16ZM31 100V99H30ZM139 100V99H138ZM137 100V101H138ZM147 100V99H146ZM145 100V101H146ZM150 100V99H149ZM221 100V101H220ZM13 101V100H12ZM14 101H15V99H14ZM13 101V102H14ZM34 101H37V102H34ZM49 101V100H48ZM47 101V102H48ZM113 101V100H112ZM133 101V100H132ZM136 101V102H137ZM141 101V100H140ZM65 102V101H64ZM134 102V101H133ZM160 102V101H159ZM12 103V102H11ZM18 103H15L16 105L18 104ZM49 103H51V102H49ZM138 103V102H137ZM136 103V104H137ZM144 103H146V102H144ZM178 103H180L182 106H179L178 105ZM12 104H14V103H12ZM59 104V103H58ZM64 104H66V103H64ZM118 104H119V106H118ZM127 104H129V102L127 103ZM148 104H149V102H148ZM164 104V103H163ZM165 104H166V102H165ZM45 105H46V103H45ZM44 105V106H45ZM62 105V104H61ZM61 105H58L57 107H53L52 109H51V112L53 113V114H55L54 115V117L53 118H55V116H57L56 118H57V121H59L60 120V118L62 117V119L61 120H64L63 121V127H67L66 125L67 124H65V122H66V120H65V118H64V116H62L63 114L61 113V111H62V109H61V107H59V106H61ZM130 105V104H129ZM157 105V104H156ZM219 105H221L220 107H219ZM228 106V107H234L235 109V111L237 110V113L236 114H234L236 117L235 118H233L231 115L232 114H230V116H228V117H223L224 118V121H226V123L227 124H225V127L222 129V128H220V126H222V124H220V119L219 120H217V119H215V116H217V115H219V116H222L224 113H226V115H229V113L230 112H228V108H226L225 106ZM110 106V107H111ZM130 106H133V104H131ZM185 106V107H184ZM200 107V109H202V110H197L196 111V109H195V107ZM17 107V106H16ZM15 106H14V109L16 108ZM20 107V106H19ZM37 107H39V106H37ZM41 107H42V105H41ZM41 107H39V109L41 108ZM50 107V106H49ZM60 108V110L61 111H59L58 109ZM64 107V106H63ZM62 107V108H63ZM66 107V106H65ZM167 107V106H166ZM175 107V106H174ZM48 107H46V110H48L47 109ZM133 108V107H132ZM135 108V107H134ZM154 108H155V106H154ZM153 108V109H154ZM160 108V107H159ZM190 108V107H189ZM13 109V110H14ZM38 109V108H37ZM36 109V110H37ZM64 109V108H63ZM74 109V106H73V108H69V109H67L66 111H72ZM106 109H107V106H106ZM172 109V108H171ZM15 110H17V109H15ZM111 110V109H110ZM127 110H129L128 108H127ZM126 110V111H127ZM152 110V109H151ZM232 110V109H231ZM33 111V110H32ZM43 111V110H42ZM115 111V110H114ZM123 111H125L124 109H123ZM136 111V110H135ZM36 112V111H35ZM142 112V111H141ZM145 112V111H144ZM152 112V111H151ZM161 112V111H160ZM183 112H182V114H183ZM19 113V114H18ZM28 113V112H27ZM27 113H23V114H27ZM138 113V112H137ZM154 113V112H153ZM152 113V114H153ZM174 113V112H173ZM30 114V113H29ZM28 114V115H29ZM111 114V115H112ZM129 114H130V112H129ZM140 114H143V113H140ZM151 114V115H152ZM172 114V113H171ZM178 114H179V112H178ZM28 115H25V119H26V116H28ZM32 115H33V113H32ZM50 114H48V116H49ZM139 115V114H138ZM149 115V114H148ZM156 115V114H155ZM190 115V116H189ZM202 115H204V117L203 118H205L207 115L209 116V118H208V120H207V123H206V125H203V126H201V119H203L202 118ZM225 115V114H224ZM31 116V115H30ZM34 116V115H33ZM47 116V117H48ZM110 116V115H109ZM182 116H184V114L182 115ZM112 117V116H111ZM115 117V116H114ZM166 117V116H165ZM168 117V116H167ZM181 117V116H180ZM31 118H32V116H31ZM49 118V117H48ZM108 118V119H107ZM179 118V117H178ZM177 117H176V120L178 119ZM219 118H221V117H219ZM38 119V118H37ZM133 119V118H132ZM182 120H183V117L181 118ZM30 120V119H29ZM36 120V119H35ZM53 120V119H52ZM175 120V121H176ZM178 120H180V118L178 119ZM178 120L176 121V123L175 124H178ZM213 121V123H215V124H217L218 126L216 127V128H214V127H212V125H211V122ZM126 121V120H125ZM153 121V120H152ZM187 121V122H188ZM238 121H239V124L241 125V127L239 128V126H238ZM56 122V121H55ZM54 122V123H55ZM69 122V121H68ZM121 122V121H120ZM132 122V121H131ZM135 122V121H134ZM166 122V121H165ZM183 122H184V120H183ZM139 123V122H138ZM184 123H186V122H184ZM232 125H231V124ZM35 124V123H34ZM36 124H39V121H37L36 122ZM56 124V123H55ZM60 123H58V125H59ZM112 124V125H111ZM151 125L152 124H156L155 122H152V123H150ZM174 124V125H175ZM181 124H183V123H181ZM187 124V123H186ZM186 124H184L185 125V128H186ZM230 124V125H229ZM118 125V124H117ZM143 125V124H142ZM162 125V124H161ZM164 125V124H163ZM188 125V124H187ZM37 125H34V127L33 128H35ZM61 126V125H60ZM137 126V125H136ZM1 127H3V126H1ZM16 127V128H17ZM116 127H118V126H116ZM142 127V126H141ZM149 127V126H148ZM178 127H180V124H179V126ZM143 128H144V125H143ZM146 128V127H145ZM149 128H151V127H149ZM163 128H164V126H163ZM181 128V127H180ZM3 128H1V130H2ZM18 129V128H17ZM16 129V130H17ZM20 129V128H19ZM30 129V128H29ZM67 129H70V128H68L67 127ZM148 129V128H147ZM222 129V130H221ZM15 130V129H14ZM20 130H22V129H20ZM36 130H38V129H36ZM35 130V131H36ZM149 130H151V129H149ZM185 130H187V129H185ZM196 130V129H195ZM194 130V131H195ZM68 131H70V130H68ZM144 131V130H143ZM190 131V130H189ZM62 132V131H61ZM122 132V131H121ZM156 132H157V128H156ZM188 132V131H187ZM191 132V131H190ZM189 132V133H190ZM225 132V133H224ZM6 134H9L8 133V131H6L5 132ZM20 133H21V131H20ZM164 133V132H163ZM192 133H193V131H192ZM69 134V133H68ZM78 134V133H77ZM88 134V135H87ZM142 134V133H141ZM162 134V133H161ZM194 134H195V132H194ZM219 134V135H218ZM13 135V134H12ZM15 135V134H14ZM139 135V134H138ZM155 135V134H154ZM153 135V136H154ZM188 135V134H187ZM189 135H191V134H189ZM246 135V136H245ZM63 135H62V133H60V135H59V138L61 137V138H63L62 137ZM81 136V135H80ZM89 136V140H87V137ZM149 136V135H148ZM160 136V135H159ZM10 137H11V135H10ZM140 137H141V135H140ZM194 137V136H193ZM6 138V137H5ZM15 138V137H14ZM59 138H55V139H59ZM112 138V139H111ZM210 138H212V140L210 139ZM34 139V138H33ZM175 139V138H174ZM240 139V140H239ZM244 139H246L247 140V142H245L244 141ZM2 140H4V138L2 139ZM72 140V139H71ZM153 140V139H152ZM151 140V141H152ZM157 140H159V139H157ZM8 140H6L5 142L7 143V146L6 147H10V146H12V145H8V142H7ZM70 141V140H69ZM88 141V142H87ZM221 141H224V142H226L229 146H232V151L234 152V154L236 155V153H240V155H241V158H242V160L243 159H246L247 157L251 160H249V162H244V163H242V165L243 166H241V167H243L242 169L240 168V163H238L239 164V167L237 166L236 167V169H234V170H228V169H226L225 167H223V166H225L224 165V162H221L220 160H218V157H217V155L215 154V150H217V151H219V156H222V157H226V156H229L230 155V152L228 153V152H226V151H228V150H226V151H224V148L227 146L226 144H224L223 142H222V144L220 143ZM173 142V141H172ZM171 142V143H172ZM217 142H219V143H217ZM6 143H5V145H6ZM115 143V142H114ZM123 143V142H122ZM151 143V142H150ZM171 143H169V144H171ZM218 145H217V144ZM166 144H168V143H166ZM168 144V145H169ZM173 144V143H172ZM174 144H176L175 142H174ZM186 144V143H185ZM219 144H221V146L223 145V147L221 148V146L219 145ZM60 146L59 144H57V143H54V146L53 147H51V150L53 151L52 153H50V154H48L47 155V157L48 158H50V159H52V161H53V158H54V156L56 155V151H58L59 152V155L60 154H62L64 157L66 156V160L68 161L69 160V158L67 157V152L66 151H68V147H66V144H65V146H64V148L63 149H58V148H56V146ZM122 145V144H121ZM128 145V144H127ZM149 145V144H148ZM164 145V144H163ZM0 146H1V148H2V145L0 144ZM167 146V145H166ZM174 146V145H173ZM173 146H172V148H173ZM220 146V147H219ZM239 146V148L237 149V147ZM50 147V146H49ZM55 147V148H54ZM132 147V146H131ZM130 147V148H131ZM135 147V146H134ZM162 147V146H161ZM165 147V146H164ZM194 149H195V145H193L192 146ZM88 148V147H87ZM129 148V147H128ZM128 148H126V149H128ZM129 148V149H130ZM133 148V147H132ZM160 148V147H159ZM190 148H191V146H190ZM55 149V150H54ZM124 149H125V147H124ZM134 149V148H133ZM136 149V150H135ZM135 149H134V151H138V148H136L135 147ZM154 149V148H153ZM155 149H157V148H155ZM240 149H242V151L240 152ZM4 150V149H3ZM6 150V149H5ZM8 150V149H7ZM6 150V151H7ZM123 150V149H122ZM152 150V149H151ZM161 150V149H160ZM72 151V150H71ZM86 151V150H85ZM84 151V153H83V155H84V162H86V156H87V151L85 152ZM128 150H125L124 152H127ZM159 151V150H158ZM221 151H224V152H221ZM66 152V154H64ZM88 152H91L90 151V149H88ZM131 152H133V150L131 149ZM131 152H127V158H128V153H131ZM141 152V151H140ZM150 152H152V154H153V150L152 151H149V153ZM123 152L121 151V154H122ZM134 153V152H133ZM156 153V152H155ZM160 153H161V151H160ZM6 154L7 153H5V156H6ZM40 155L42 154V153H39ZM79 154V153H78ZM81 154V153H80ZM125 154V153H124ZM135 154V153H134ZM133 154V155H134ZM197 154V153H196ZM231 154H232V152H231ZM111 155V154H110ZM109 155V156H110ZM112 155H114V154H112ZM131 155V154H130ZM94 156V155H93ZM99 156V155H98ZM108 156V157H109ZM124 156V155H123ZM174 156V155H173ZM190 156V155H189ZM200 156V155H199ZM211 156H214V157H216L217 158V160L214 162V161H212V159H211ZM38 157V160L37 161H35L34 163H35V167H33L32 166V164H27L28 165V167H30L31 169H32V171L31 172H36L37 170L38 171H41V170H43V169H48L49 170V165H47V163H49L50 164V162L49 161H46V156L44 155V157H43V155H41V158H40V156H37ZM112 157V156H111ZM118 157H120V156H118ZM122 157V156H121ZM125 157V156H124ZM131 157H132V155H131ZM156 157V156H155ZM161 158V157H160ZM207 158H209V159H207ZM227 158V157H226ZM19 158H17V160H15V168L14 169H16V171H18V172H20L21 174H22V172H23V170H24V168H21L22 167V164L20 163V159L18 160ZM93 158H91V160H92ZM126 159V158H125ZM177 159V158H176ZM203 159V158H202ZM253 159H255V160H253ZM95 160V159H94ZM101 160V159H100ZM127 160V159H126ZM199 160V159H198ZM205 160H204V162H205ZM227 160V159H226ZM225 160V161H226ZM240 160V159H239ZM44 161V162H43ZM81 161H82V159H81ZM102 161V160H101ZM115 161V160H114ZM169 161V160H168ZM174 161H176L175 160V158H174ZM174 161H172L171 160V162L173 163ZM241 161V160H240ZM254 161V162H253ZM54 162V161H53ZM56 162V161H55ZM166 162V161H165ZM177 162V161H176ZM182 162H183V160H182ZM185 162V161H184ZM203 162V161H202ZM227 162H231L230 160L229 161H227ZM234 162H235V164L237 163V160H236V156H235V158H234ZM33 163V164H34ZM56 163H58V162H56ZM102 163V162H101ZM220 163H222V165L220 164ZM46 165V167L45 168H42V165ZM88 164V163H87ZM86 164V165H87ZM107 164V163H106ZM139 164V163H138ZM174 164V163H173ZM186 164V163H185ZM51 165V164H50ZM109 165H110V167H112V168H114V165L113 166H111V161H110V163H109ZM228 165V164H227ZM250 165V166H249ZM85 166V165H84ZM104 166H106V165H104ZM103 166V167H104ZM107 166H108V164H107ZM229 167H230V165H228ZM249 166V167H248ZM173 167V166H172ZM33 168H36V171H35V169H33ZM128 168H129V166H128ZM166 168V167H165ZM164 168V169H165ZM171 168V167H170ZM169 168V169H170ZM40 169V170H39ZM108 169V168H107ZM106 169V170H107ZM163 169V168H162ZM168 169V168H167ZM175 169H177L176 168V166L173 168V170H175ZM180 169V168H179ZM178 169V170H179ZM210 169V170H211ZM8 170H10V172L11 173H14V172H12L11 171V169L9 168ZM86 168H83V171H84V175H85V177L86 176H88V177H90L89 176V172L87 173L86 171ZM97 170V169H96ZM104 170V169H103ZM102 170V175H103V172L105 171L106 173H107V171L106 170H104L103 171ZM154 170H156V168L154 169ZM183 170V169H182ZM206 170V169H205ZM37 171V172H38ZM67 171V170H66ZM109 171H111L110 170V168H109ZM108 171V172H109ZM166 171V170H165ZM164 170H163V172H165ZM177 171V170H176ZM241 171V172H240ZM9 172V171H8ZM7 172V173H8ZM61 172H62V170L59 172V175L61 176V179L63 180H67V178H68V174H70V173H68L67 175H65V173L64 174H61ZM208 172H210V171H208ZM207 172V173H208ZM224 172L226 173L225 175H224ZM10 173V174H11ZM106 173H104L105 175H106ZM33 174V173H32ZM121 174V173H120ZM127 174H129V172L127 173ZM134 174V173H133ZM156 174V173H155ZM163 174V173H162ZM29 175V174H28ZM93 175V174H92ZM122 175V174H121ZM125 174H123V176H124ZM208 176H210L209 174H207ZM3 176V175H2ZM38 176V175H37ZM106 176H108V175H106ZM135 176H137L136 174H135ZM171 176V175H170ZM212 176V175H211ZM26 177H27V175H26ZM25 177V178H26ZM29 177V176H28ZM122 177V176H121ZM129 177V176H128ZM169 177V176H168ZM173 177V176H172ZM180 177V176H179ZM92 178H94L95 179V176H91V180H92ZM101 178H103V177H101ZM115 178V177H114ZM130 178V177H129ZM155 178V177H154ZM156 178H158V177H156ZM199 178V177H198ZM212 177H210V179H211ZM236 178V179H235ZM90 179V178H89ZM160 179V178H159ZM81 177H80V175H79V170L77 169V181L78 182H80L81 183ZM87 180H88V178H87ZM91 180H89V181H91ZM172 180V179H171ZM192 180V179H191ZM83 181V180H82ZM89 181H87V183L89 182ZM95 181V180H94ZM93 181V182H94ZM156 181V180H155ZM164 181V180H163ZM193 181V180H192ZM96 182V181H95ZM94 182V183H95ZM103 182H105V183H103ZM100 185H99V188H103L104 190H106L107 188H108V186H109V184H108V182H106V180H104ZM115 182V181H114ZM174 182V181H173ZM188 182V181H187ZM212 182V181H211ZM213 182V183H214ZM231 182V183H230ZM153 183V182H152ZM164 183V182H163ZM244 183H246L247 185L245 186V188H244V186H243V184ZM41 184V183H40ZM64 184V183H63ZM123 184V183H122ZM261 184V185H260ZM263 184V185H262ZM96 185V183L94 184V190L95 191H97L96 189H97V187L95 186ZM139 185H141V184H139ZM172 185H173V183H172ZM211 185V184H210ZM90 186L91 185H88L87 187L88 188H90ZM176 186V185H175ZM112 187V186H111ZM136 187V186H135ZM128 189V188H127ZM225 189V188H224ZM223 189V190H224ZM238 189H240V190H238ZM249 189H251V192H254V195H251V194H249L248 193V191H249ZM58 190H60V188L58 189ZM62 190V189H61ZM82 190H83V188H82ZM7 191V190H6ZM9 191V190H8ZM110 191V190H109ZM51 192V191H50ZM80 192V191H79ZM123 192V191H122ZM125 192V191H124ZM192 193V192H191ZM203 193V192H202ZM6 194H8V193H6ZM46 194V193H45ZM102 194V193H101ZM206 194V193H205ZM3 195V194H2ZM215 195V194H214ZM224 195V194H223ZM95 197H96V195H94ZM157 196V195H156ZM162 196V195H161ZM199 196H201V195H199ZM84 197H86V196H84ZM105 197V196H104ZM153 197V196H152ZM155 197V196H154ZM163 197V196H162ZM161 197V198H162ZM206 196H204V198H205ZM222 197V196H221ZM9 197H7V199H8ZM112 198V197H111ZM118 198V197H117ZM117 198H114V199H117ZM159 198V197H158ZM224 198V197H223ZM1 199H2V197H1ZM6 199V200H7ZM11 201H12V199L14 200L15 199V197H12V199H11V197L9 198ZM73 199V198H72ZM231 199H234V200H232L231 201ZM252 200V202L251 201H249V203L248 204H245L246 202V200ZM3 200V199H2ZM113 200V199H112ZM220 200V199H219ZM223 200V199H222ZM243 200V201H242ZM114 201V200H113ZM113 201H111V202H113ZM234 201H237V202H234ZM14 202H16V201H14ZM13 202V203H14ZM105 202V201H104ZM137 202V201H136ZM228 202V203H227ZM106 203V202H105ZM109 204L108 205H110V202H108ZM224 203V202H223ZM222 203V204H223ZM122 204V203H121ZM243 204H245L246 206H245V208H243V207H241V206H239V205H243ZM98 205V204H97ZM105 205H107V203L106 204H104V206ZM107 205V206H108ZM112 205V204H111ZM120 205V204H119ZM195 205H197V204H195ZM249 205H251V207H249ZM107 206H105V208L104 209H106V207ZM115 206V205H114ZM139 206V205H138ZM247 206H248V208H247ZM110 207V206H109ZM120 208V207H119ZM242 208V209H241ZM258 208H261V210L259 209L258 211H256L257 213H259V215H257V213L256 212H254L253 213V209H258ZM104 209H102V210H104ZM110 209V208H109ZM118 209V208H117ZM122 209V208H121ZM124 209V208H123ZM137 209V208H136ZM4 210V209H3ZM107 210V209H106ZM138 210H140V209H138ZM142 210V209H141ZM141 210H140V212H141ZM91 211V210H90ZM237 211H235V212H237ZM137 212V211H136ZM238 212V213H239ZM4 213H6V212H4ZM127 213H130L129 211H127ZM127 213H125V215L127 216ZM124 214V213H123ZM132 214V211H131V213H130V215ZM136 214H138V213H136ZM248 214H250V212L248 213ZM251 214V215H252ZM116 215H117V213H116ZM129 214H128V216H130ZM150 215V214H149ZM241 215V214H240ZM8 216H12V215H8ZM127 216V217H128ZM135 216V215H134ZM133 215L131 216V217H134ZM218 216V215H217ZM220 216V215H219ZM125 218V216L124 215H122V218ZM130 217V218H131ZM216 217V216H215ZM225 217V216H224ZM113 218V217H112ZM130 218H126V220L127 219H130ZM138 218V217H137ZM132 219V218H131ZM130 219V220H131ZM145 218H143V220H144ZM195 219V218H194ZM216 219V218H215ZM132 220H134V219H132ZM236 221H238V220H236ZM14 222V221H13ZM132 222V221H131ZM140 223V222H139ZM219 223V222H218ZM243 223V222H242ZM245 223V222H244ZM141 224V223H140ZM237 224H238V222H237ZM241 223L239 222V225H240ZM65 225V224H64ZM111 225V224H110ZM243 225V224H242ZM67 226V225H66ZM127 226V225H126ZM62 227V226H61ZM70 227V226H69ZM68 227V228H69ZM104 227V226H103ZM255 228V231H254V229H252V228ZM7 228V227H6ZM143 228H144V226H143ZM10 229V228H9ZM66 229H67V227H66ZM101 229V228H100ZM104 229V228H103ZM245 229V228H244ZM44 230V229H43ZM56 230V229H55ZM61 230V229H60ZM69 230V229H68ZM111 230V229H110ZM183 230V229H182ZM235 230V229H234ZM136 231V230H135ZM227 233H229V232H227ZM128 234H129V232H128ZM214 235V234H213ZM229 235V234H228ZM233 235V234H232ZM215 236V235H214ZM216 236H218L217 234H216ZM234 236V235H233ZM51 236H49V238H50ZM69 237V236H68ZM240 237V236H239ZM243 237H244V240H245V242H246V246H247V240H246V236H244L243 235ZM115 238V237H114ZM65 239V238H64ZM250 239V238H249ZM208 240V239H207ZM219 240V239H218ZM234 240V239H233ZM107 241V240H106ZM147 241V240H146ZM225 240H223L222 242H224ZM249 241V240H248ZM10 242V241H9ZM142 242V241H141ZM210 242V241H209ZM220 242H221V240H220ZM256 242V243H257ZM98 243V242H97ZM106 243V242H105ZM143 243V242H142ZM206 243H207V241H206ZM235 243V242H234ZM255 243V244H256ZM211 244V243H210ZM217 244V243H216ZM83 245V244H82ZM110 245V244H109ZM108 245V246H109ZM114 245V244H113ZM116 245V244H115ZM205 245H207V244H205ZM204 245V246H205ZM249 245V244H248ZM213 246V245H212ZM223 246V245H222ZM225 246V245H224ZM238 246V245H237ZM55 247H57L56 245H55ZM99 247V246H98ZM120 247V246H119ZM197 247V246H196ZM215 247V246H214ZM221 247V246H220ZM243 247V246H242ZM249 247H252L251 245H249ZM254 247H256V246H254ZM3 248V247H2ZM94 248V247H93ZM215 248H217V247H215ZM52 249H53V247H52ZM77 249V248H76ZM84 249V248H83ZM190 249H192V248H190ZM202 249H204V247L202 248ZM206 249H208V248H206ZM223 249H225V248H223ZM223 249H221V250H223ZM236 249H238L239 250V248H236ZM74 250V249H73ZM72 250V251H73ZM148 250V249H147ZM195 250V249H194ZM193 250V251H194ZM241 250V249H240ZM56 251H57V249H56ZM84 251V250H83ZM245 251V250H244ZM77 252H79V251H77ZM85 252V251H84ZM111 252V251H110ZM120 252V251H119ZM122 252V251H121ZM195 252V251H194ZM223 252V251H222ZM240 252H242V251H240ZM247 252V251H246ZM257 252V253H256ZM73 253V252H72ZM75 253V252H74ZM86 253V252H85ZM233 253H235V250H234V252ZM232 253V254H233ZM88 254V253H87ZM115 254V253H114ZM221 254V253H220ZM247 254V255H246ZM255 254H258V257H259V259H257L256 257H255ZM84 255V254H83ZM119 255V254H118ZM177 255V254H176ZM198 255H200V253L198 254ZM204 255H206V254H204ZM87 256V255H86ZM208 256V255H207ZM83 257V256H82ZM89 257V256H88ZM92 257V256H91ZM125 257V256H124ZM195 257V256H194ZM193 257V258H194ZM198 257H200V256H198ZM202 257V256H201ZM74 258V257H73ZM84 258V257H83ZM116 258V257H115ZM181 258V257H180ZM192 258V259H193ZM203 258V257H202ZM206 258V257H205ZM262 258V259H261ZM77 259V258H76ZM92 259V258H91ZM204 259V258H203ZM207 259V258H206ZM74 260V259H73ZM79 260V259H78ZM138 260V259H137ZM187 260V259H186ZM193 260H195V259H193ZM236 260V259H235ZM77 261V260H76ZM188 261V260H187ZM205 261V260H204ZM218 261V260H217ZM206 262V261H205ZM211 262V261H210ZM235 262V261H234ZM233 262V263H234ZM236 262H237V260H236ZM182 263H184V261H182ZM197 262H195V264H196ZM198 263H199V261H198ZM230 263V262H229ZM240 263V262H239ZM91 264V263H90ZM211 264V263H210ZM241 264V263H240Z\"/></svg>", "mask_w": 264, "mask_h": 264}]
</instances>
